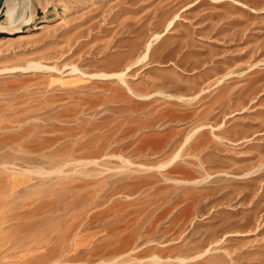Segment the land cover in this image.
<instances>
[{
  "label": "rangeland",
  "instance_id": "1",
  "mask_svg": "<svg viewBox=\"0 0 264 264\" xmlns=\"http://www.w3.org/2000/svg\"><path fill=\"white\" fill-rule=\"evenodd\" d=\"M26 1L0 21L11 264H264V0Z\"/></svg>",
  "mask_w": 264,
  "mask_h": 264
},
{
  "label": "bare ground",
  "instance_id": "2",
  "mask_svg": "<svg viewBox=\"0 0 264 264\" xmlns=\"http://www.w3.org/2000/svg\"><path fill=\"white\" fill-rule=\"evenodd\" d=\"M11 4L7 7L5 14H6V18L9 22L10 25L15 24L18 20H19V7L18 5H16L17 0H11ZM30 8V7H29ZM28 8V0L26 1V14L23 16V18L25 19V21L30 24L32 21V14L27 13V11L29 10ZM2 28L1 24H0V29ZM11 39V38H8ZM8 41V40H6ZM35 69H39V68H43L42 65H36L34 66ZM115 75L124 82L125 85H127V88L129 89L130 92H132L131 87L127 84L124 75L125 73H115ZM100 76H104V77H108L111 76V74H107V73H103L100 74ZM133 93V92H132Z\"/></svg>",
  "mask_w": 264,
  "mask_h": 264
},
{
  "label": "crops",
  "instance_id": "3",
  "mask_svg": "<svg viewBox=\"0 0 264 264\" xmlns=\"http://www.w3.org/2000/svg\"><path fill=\"white\" fill-rule=\"evenodd\" d=\"M11 2H12L11 0H6L3 11L7 9V7L11 4ZM16 5H17V3H16ZM1 15H2V12L0 11V16ZM32 18H33V15H32ZM0 24H1V26H3L2 23H0ZM67 230L71 231V227H68V224H67ZM7 239L8 238L6 237V231L3 227V221L0 218V264H11V261H12L11 253L8 252L4 248L6 243H8Z\"/></svg>",
  "mask_w": 264,
  "mask_h": 264
},
{
  "label": "water",
  "instance_id": "4",
  "mask_svg": "<svg viewBox=\"0 0 264 264\" xmlns=\"http://www.w3.org/2000/svg\"><path fill=\"white\" fill-rule=\"evenodd\" d=\"M5 2L6 0H0V11L2 12V15L0 16V21H2V19H4L6 17L5 11H3L4 6H5Z\"/></svg>",
  "mask_w": 264,
  "mask_h": 264
}]
</instances>
